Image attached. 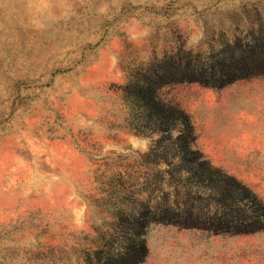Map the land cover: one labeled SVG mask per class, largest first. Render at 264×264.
Segmentation results:
<instances>
[{"label":"rangeland","instance_id":"1","mask_svg":"<svg viewBox=\"0 0 264 264\" xmlns=\"http://www.w3.org/2000/svg\"><path fill=\"white\" fill-rule=\"evenodd\" d=\"M249 46L264 0H0V264H264V58L161 89L193 145L121 93L178 53L209 66Z\"/></svg>","mask_w":264,"mask_h":264},{"label":"trees","instance_id":"2","mask_svg":"<svg viewBox=\"0 0 264 264\" xmlns=\"http://www.w3.org/2000/svg\"><path fill=\"white\" fill-rule=\"evenodd\" d=\"M260 57L264 58V49L261 47L254 49L249 46L236 59L228 61L226 58H221L212 65L200 66L189 60H182V54L178 53L151 66L140 78L126 83L121 93L124 96H131L133 107L141 109L143 119L153 125L156 131H172L178 127L177 141L186 142L185 138L189 137L187 142L193 145L195 135L190 115L178 102L165 99L160 92L161 89L179 82L224 86L238 78L260 73L262 67L257 63ZM195 152L201 155L198 150ZM153 216V220H157L155 213ZM136 252L134 249H128L102 264H136L144 259V253L139 255L140 253Z\"/></svg>","mask_w":264,"mask_h":264}]
</instances>
